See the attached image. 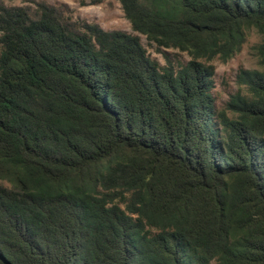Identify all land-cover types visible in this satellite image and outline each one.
<instances>
[{
  "label": "trees",
  "instance_id": "trees-1",
  "mask_svg": "<svg viewBox=\"0 0 264 264\" xmlns=\"http://www.w3.org/2000/svg\"><path fill=\"white\" fill-rule=\"evenodd\" d=\"M119 1L135 34L0 0V264H264V0Z\"/></svg>",
  "mask_w": 264,
  "mask_h": 264
},
{
  "label": "rangeland",
  "instance_id": "rangeland-1",
  "mask_svg": "<svg viewBox=\"0 0 264 264\" xmlns=\"http://www.w3.org/2000/svg\"><path fill=\"white\" fill-rule=\"evenodd\" d=\"M8 5H31L34 1H46L50 4L61 6L69 5L72 17L75 20H83L90 23H98L105 30H123L135 34L131 22L126 18L121 2L119 0H3ZM143 45L149 55L158 60L162 65L170 60L176 66L186 63L191 59L189 53L176 48L158 49L155 44L150 43L145 35H141ZM260 36L250 31L248 39L242 50L231 59L222 62L215 59L216 65L214 76L215 87L213 94L216 98L217 108L224 107L231 96L236 93L240 85L237 82V74L241 68H259L255 54V47L260 42Z\"/></svg>",
  "mask_w": 264,
  "mask_h": 264
}]
</instances>
